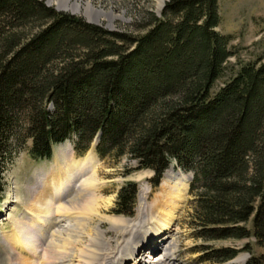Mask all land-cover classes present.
<instances>
[{
	"label": "trees",
	"instance_id": "obj_1",
	"mask_svg": "<svg viewBox=\"0 0 264 264\" xmlns=\"http://www.w3.org/2000/svg\"><path fill=\"white\" fill-rule=\"evenodd\" d=\"M218 18L217 0H167L130 38L42 0H0V191L7 141L20 132L36 160L69 138L83 154L97 136L98 156H128L152 170V186L171 161L190 171L199 238L264 244V59L226 66L235 51ZM136 194L135 182L120 186L114 212L132 214ZM203 251L264 264L250 242Z\"/></svg>",
	"mask_w": 264,
	"mask_h": 264
},
{
	"label": "rangeland",
	"instance_id": "obj_2",
	"mask_svg": "<svg viewBox=\"0 0 264 264\" xmlns=\"http://www.w3.org/2000/svg\"><path fill=\"white\" fill-rule=\"evenodd\" d=\"M51 5L60 0H45ZM167 0H68L66 7L64 3H58L57 12L66 13L81 20L90 23L84 14V7L89 4L94 9L111 13V26L109 20L101 17L99 22L90 24L101 27L110 32L120 33L133 38L143 33L149 26L153 17H159L161 9ZM79 5L77 12L71 11V5ZM218 6V24L216 30L220 33L230 36L229 45L235 51V54L227 59L226 66L234 68L239 62L264 59V0H217ZM160 7V8H158ZM90 21V22H89ZM36 25L24 29V33H33L37 30ZM229 76L228 67L223 74L215 81L214 88L218 87ZM30 139L20 132L18 138H11L7 141L6 154L3 156L1 166L0 191V264H18L21 258L25 257L23 253L15 251L11 246L13 231L18 224L14 221L18 217L25 216L28 210V200L32 199L31 189L35 186L37 178L60 175L59 168L62 163H76L91 161L96 173L91 187H95V199L98 208L103 215L119 216L128 219H134L140 206L141 190L147 192L145 197L144 209L155 201L158 187L166 173V170L173 168L177 172H182L186 176L190 171L179 168L173 161L159 179V184L152 186L150 178L152 173L147 168L135 169L136 163L128 156L115 157L112 154L103 157L98 156L93 149L86 150L83 154L77 153L73 148L71 138L64 140L52 147L51 156L48 159L35 160L28 155V146ZM59 167V168H58ZM96 167V168H95ZM87 170V169H85ZM56 171V172H54ZM52 174V175H51ZM133 181L137 187L135 203L132 214H115V197L120 186L126 182ZM189 184V182H188ZM186 187V195L181 210L176 219V231L172 235L174 249L172 251V264H224L225 262H213L203 257V250L215 249L222 246H231L238 248L244 242H250L253 254H264V244H256L252 238H243L239 240L213 239L203 240L195 232V224L190 216L193 205V192ZM143 188V189H142ZM196 186H194V189ZM94 189V188H93ZM105 205V206H104ZM108 205V206H107ZM104 206V207H103ZM107 206V207H106ZM13 207V213L9 212ZM106 207V208H105ZM12 214L8 216V214ZM12 217V219H9ZM16 223V225H15ZM105 230L104 237L109 242L110 251L117 250L127 241V235L122 236L117 228H110V222L99 220L93 217L89 225H96ZM250 227V222L246 223ZM122 240V241H120ZM247 252L241 251L236 254L235 260L239 256H245ZM20 258V259H19ZM26 259V258H25ZM233 262L230 264H242ZM23 262V261H22ZM27 264V263H25Z\"/></svg>",
	"mask_w": 264,
	"mask_h": 264
},
{
	"label": "bare ground",
	"instance_id": "obj_3",
	"mask_svg": "<svg viewBox=\"0 0 264 264\" xmlns=\"http://www.w3.org/2000/svg\"><path fill=\"white\" fill-rule=\"evenodd\" d=\"M78 7L73 3L71 11L77 12ZM83 12L88 20L99 22L104 17L111 26V13L89 4ZM91 161H67L58 167L60 175L36 179L32 199L28 200V214L14 220L19 228L13 231L11 246L25 256L18 264H172L170 256L175 245L172 235L189 176L167 167L156 200L144 209L147 192L141 190L139 212L134 219H128L101 214L95 199L98 186L91 187L96 173ZM13 211L11 207L9 212ZM93 217L109 221L110 228H117L121 237L128 236L127 241L110 251L105 230L98 224L89 225ZM244 258V255L232 258L231 263Z\"/></svg>",
	"mask_w": 264,
	"mask_h": 264
},
{
	"label": "built area",
	"instance_id": "obj_4",
	"mask_svg": "<svg viewBox=\"0 0 264 264\" xmlns=\"http://www.w3.org/2000/svg\"><path fill=\"white\" fill-rule=\"evenodd\" d=\"M45 2H46V1H45ZM57 2L59 3V1H57ZM57 2L55 3L56 5H54V6L51 5L49 2H48V3L46 2V4H48V5L51 6V7H54V8H56V9H58L59 7H58V3H57ZM66 3H67V2H66ZM66 3H64V6H65V7H66Z\"/></svg>",
	"mask_w": 264,
	"mask_h": 264
}]
</instances>
